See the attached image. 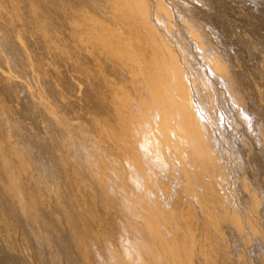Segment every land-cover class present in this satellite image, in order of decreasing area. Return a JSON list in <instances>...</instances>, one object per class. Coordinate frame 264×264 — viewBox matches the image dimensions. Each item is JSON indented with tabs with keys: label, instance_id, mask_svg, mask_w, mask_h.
<instances>
[{
	"label": "bare ground",
	"instance_id": "obj_1",
	"mask_svg": "<svg viewBox=\"0 0 264 264\" xmlns=\"http://www.w3.org/2000/svg\"><path fill=\"white\" fill-rule=\"evenodd\" d=\"M227 4L0 1V264H264V37L248 67Z\"/></svg>",
	"mask_w": 264,
	"mask_h": 264
},
{
	"label": "rangeland",
	"instance_id": "obj_2",
	"mask_svg": "<svg viewBox=\"0 0 264 264\" xmlns=\"http://www.w3.org/2000/svg\"><path fill=\"white\" fill-rule=\"evenodd\" d=\"M1 1V0H0ZM9 1V0H8ZM192 1H195V0H192ZM196 1H198V2H200V0H196ZM233 1V3H231ZM236 1V0H235ZM234 0H228V2H227V0H225V2L226 3H229V4H227V6H228V13H227V17H225V19H226V22H224L223 20L221 21V22H223V23H220L219 21L221 20L220 18H219V20H218V17L216 16V18H213V16H212V19L214 20V23H215V26H220L219 28H221V26L223 25L224 26V24H225V26L226 27H229V29L228 28H226L225 26V28L226 29H224V27H223V29L221 28V30L219 29V28H217L218 29V31L220 30L222 33H225L227 36L229 35V33H230V35H232L231 33H233V35L232 36H229V37H231L232 38V40L230 41L231 42V45L232 46H234L235 48H234V50L236 51L237 49V51L236 52H241L242 54V56H247L245 53L246 52H248V48L246 47V46H244L245 45V43L244 42H241V39H242V41H244V39H245V41H248L250 38H251V40H254V39H256L257 40V38H261L262 36L264 37V24H263V22H264V19L263 20H261L262 18H264V6H262L264 3H263V1H261V0H257V2H256V8L258 7V9H255V7L253 6V5H251V4H253V2L252 1H249V0H244L245 1V4L246 5H248L247 7H246V5L245 4H243V0H241L242 1V3H241V1L240 0H238V1H236L235 2ZM261 3H260V2ZM252 2V3H251ZM255 2V1H254ZM259 2V3H258ZM231 4V6L232 7H230L229 5ZM235 4H237V5H235ZM240 4V5H239ZM241 4H243V5H241ZM239 5V6H238ZM245 5V6H244ZM259 5V6H258ZM226 6V7H227ZM251 6H253V8L251 7ZM236 7V8H235ZM237 7H239V8H237ZM240 7H241V9H240ZM245 7V8H244ZM243 8H244V10H245V12H244V10H243ZM263 8V9H262ZM237 9H240V10H237ZM249 9V10H248ZM253 10L252 12H250L253 16L251 17V14L248 16V15H246L245 13H247L248 11H250V10ZM232 10H234V11H232ZM255 10V11H254ZM257 10V11H256ZM259 10V11H258ZM234 12V13H233ZM253 12H255L254 14H253ZM232 13V14H231ZM256 13H257V15H256ZM239 14V15H238ZM229 15H232V16H229ZM246 15V17H244ZM229 16V17H228ZM241 16V17H240ZM215 17V16H214ZM243 17V18H242ZM257 17V18H256ZM258 17H259V19H258ZM230 18V19H229ZM250 18V19H249ZM261 18V19H260ZM228 19V20H227ZM231 19H233V21H230ZM247 19H249L248 20V22H247ZM253 19V20H252ZM242 20V21H241ZM257 20V21H256ZM261 20V21H260ZM258 21L260 22V24L263 26H261L259 23H258ZM217 22V23H216ZM219 22V23H218ZM243 22H246L245 23V25H242V23ZM250 22H252L253 24H255V25H259V26H261V27H259L258 25H257V28L256 27H252L253 29L255 28V31L251 28L250 30H247V28H248V23H250ZM229 23H231V25L229 24ZM217 24V25H216ZM219 24H221V25H219ZM230 25V26H229ZM232 25H233V28H232ZM236 25V26H235ZM247 25V26H246ZM245 26H246V29H245ZM235 27H237V28H235ZM239 28V29H238ZM259 28V29H258ZM262 28V29H261ZM234 29V30H233ZM236 29V30H235ZM228 30H233V31H231V32H229ZM237 30H240V31H238L237 33H236V31ZM257 30H260V31H257ZM219 31V32H220ZM225 31V32H224ZM227 31V32H226ZM253 31L255 32L254 33V35L252 34L253 33ZM229 32V33H228ZM240 32V33H239ZM243 32V33H242ZM263 32V33H262ZM14 33L15 34H18V30L15 28L14 29ZM257 33H259V34H257ZM243 34V35H242ZM258 35V36H256L257 38H255V35ZM260 34H261V36H260ZM245 36V37H244ZM260 36V37H259ZM238 37H242L241 39L239 38V39H237ZM250 37V38H249ZM30 38H31V36H30ZM29 38V39H30ZM248 38V39H247ZM254 38V39H253ZM261 39H263V38H261ZM234 40V41H233ZM240 41V42H238V41ZM236 41V42H235ZM236 43V45L238 46L239 45V43H240V46L242 47V43H243V46L245 47V48H241L240 46H236L235 45V43ZM30 43H32V41L30 42ZM36 47V46H35ZM240 47V48H239ZM244 49H246L245 51H244ZM240 50V51H239ZM243 50V51H242ZM37 55H36V57H37V59L40 61V63L42 64V65H44L45 63H46V59H47V55H46V52L45 51H43V50H38L37 49ZM43 51V52H42ZM40 52V53H39ZM243 52H245V53H243ZM244 57V58H245ZM250 56H247L246 57V59L247 58H249ZM248 63H250V61H248V59H247V61H246V64H248ZM251 65H247L248 67H251L253 64L252 63H250ZM46 68H48L47 69V73H48V76H50V77H53L54 76V72H53V68L52 67H50V66H47ZM0 97H1V99L3 100V102H4V104L6 105V106H11L12 104H11V100L10 99H12V98H9V97H11L10 96V94L8 95V93L9 92H7L6 90H7V88H5L6 87V83L4 82V75L2 74V72L0 71ZM5 88V89H4ZM5 91V92H4ZM6 101V102H5ZM229 105V106H228ZM225 107L226 108H228L227 110H226V113H227V115L229 116V120L231 119V121H235L236 122V120H239V119H237L238 117L237 116H235V114H234V105L232 106L231 105V102H229V103H226V105H225ZM233 111V112H232ZM231 121H229L230 123H231ZM238 129H239V127H241L240 125H235ZM244 129H245V127H243ZM241 130V129H240ZM245 132H247L246 130H245ZM231 136L230 137H232V139H233V142L234 141H236V139H237V136L235 137V135H233L232 134V132H231V134H230ZM231 142H232V140H231ZM261 158H259L258 159V162L261 164V165H263L264 166V163H263V159H261ZM262 161V162H261ZM255 242V241H254ZM252 243H253V241H252ZM7 257H9V256H7Z\"/></svg>",
	"mask_w": 264,
	"mask_h": 264
}]
</instances>
